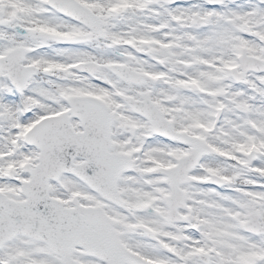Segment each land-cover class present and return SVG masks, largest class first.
<instances>
[{"label": "snow or ice", "instance_id": "snow-or-ice-1", "mask_svg": "<svg viewBox=\"0 0 264 264\" xmlns=\"http://www.w3.org/2000/svg\"><path fill=\"white\" fill-rule=\"evenodd\" d=\"M0 264H264V0H0Z\"/></svg>", "mask_w": 264, "mask_h": 264}]
</instances>
